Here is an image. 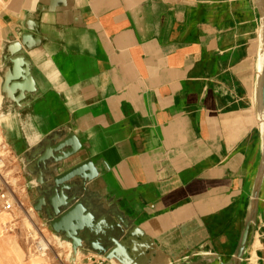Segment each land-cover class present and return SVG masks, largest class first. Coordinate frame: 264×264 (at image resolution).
I'll return each instance as SVG.
<instances>
[{
	"label": "crops",
	"instance_id": "0c3cea01",
	"mask_svg": "<svg viewBox=\"0 0 264 264\" xmlns=\"http://www.w3.org/2000/svg\"><path fill=\"white\" fill-rule=\"evenodd\" d=\"M263 52L256 0H0V134L20 204L0 206V264H57L33 260L23 215L38 238L78 236L73 264H264ZM68 135L70 156L43 158ZM84 162L92 178L55 187ZM54 192L86 221L54 231Z\"/></svg>",
	"mask_w": 264,
	"mask_h": 264
},
{
	"label": "water",
	"instance_id": "95a60500",
	"mask_svg": "<svg viewBox=\"0 0 264 264\" xmlns=\"http://www.w3.org/2000/svg\"><path fill=\"white\" fill-rule=\"evenodd\" d=\"M264 6V0H262ZM260 100H261V111L264 120V52L261 72V87H260ZM66 147H70L68 150H64ZM77 147V143L73 140L71 135L66 136L60 142L51 146L49 150L45 152L43 158H51L52 154H56L55 162L59 163L66 159L72 154V151ZM93 177V170L89 162L76 165L68 171L59 174L54 178V185L60 190H68L67 182L74 178L90 179ZM70 200L62 195L61 192H54L50 197V206L52 207L56 218L52 222L53 230L56 232L66 230L74 222L80 221L85 222L88 218L82 206L76 202L71 206ZM63 209V211H62ZM71 246L73 250H77L81 245V240L78 236H70Z\"/></svg>",
	"mask_w": 264,
	"mask_h": 264
},
{
	"label": "rangeland",
	"instance_id": "374dc122",
	"mask_svg": "<svg viewBox=\"0 0 264 264\" xmlns=\"http://www.w3.org/2000/svg\"><path fill=\"white\" fill-rule=\"evenodd\" d=\"M256 2H257V4H259V6L262 9V23L264 26V9H263V6L261 5L262 2H260V0H256ZM0 162L3 164V165L0 164V174H1V176L7 175V181H8L7 184H5L4 182H2L3 180L0 179V191H2V190L5 191L7 189L14 191L15 179L12 175V169L16 166V162L10 157V154L8 152L7 147L5 146L3 141L1 140V134H0ZM259 165H260L259 166L260 170L258 172V176H259L261 184H262L261 190L259 193V201H260V199H262L261 200L262 202L260 201L259 209L257 212V213H259L260 218H259V224H258L259 227H258L256 234L261 236V241H262V244L264 245V163H263V156H262V149L261 148L259 149ZM2 205L3 204L0 201L1 208H2ZM13 209H16V207H14ZM27 215L29 217V216H31V213L29 212ZM21 219H23L22 221H25L23 223L28 228L27 231L29 233V236H25V237L27 238L26 241L30 244L29 245L30 246L29 249L31 250L30 252L35 253V256L33 257V259L36 258L35 261L42 260V258L45 255L46 257L54 258L56 260L57 264H73V263H70L67 261L68 260L69 245L65 244V243H62L61 245L58 244L59 239H57L54 236H48V235H46V233H42V234L44 235L45 240L49 241L50 245L48 246V248L43 253L38 254L37 247L39 246V242H40L39 238H38L39 236H36V233L34 232L32 225H30V223L26 220L24 215ZM29 226H31V227H29ZM29 228H31V229H29ZM50 238H54V241H51ZM71 249H73V248H71ZM74 251L78 254V252H77L78 250H74ZM78 258H79V254H78ZM78 258L76 259L77 261H78ZM77 261L75 263H77Z\"/></svg>",
	"mask_w": 264,
	"mask_h": 264
},
{
	"label": "bare ground",
	"instance_id": "6f19581e",
	"mask_svg": "<svg viewBox=\"0 0 264 264\" xmlns=\"http://www.w3.org/2000/svg\"><path fill=\"white\" fill-rule=\"evenodd\" d=\"M262 1V0H261ZM262 58H263V55H262ZM262 70V69H261ZM260 106H261V100H260ZM0 164H2L1 162H0ZM3 165V164H2ZM2 167V166H1ZM4 170V169H3ZM0 179H2L3 181L2 182H4L5 184H7V175H2L1 176V174H0ZM3 183V184H4ZM2 184V183H1ZM26 214V213H25ZM22 217V216H21ZM29 218L30 219H32V214H31V216H29ZM34 219H35V217H34ZM13 220V219H12ZM23 220V219H22ZM33 220V219H32ZM31 220V221H32ZM23 222H25V221H23ZM27 223V222H26ZM28 225V224H27ZM31 225V224H30ZM29 227H31V226H29ZM27 228V227H26ZM28 229V228H27ZM29 229H31V228H29ZM39 251H38V254H41V253H43L47 248H48V246L50 245V243H49V241L48 240H45V238H39ZM62 243H64V242H62V241H59L58 240V244H62ZM66 244V243H65ZM69 245V252H68V262H70V263H75L77 260V258H78V254L73 250V249H71L72 247L70 246V244H68ZM37 254V255H38ZM36 258H34L33 260H35Z\"/></svg>",
	"mask_w": 264,
	"mask_h": 264
},
{
	"label": "built area",
	"instance_id": "2783aa9c",
	"mask_svg": "<svg viewBox=\"0 0 264 264\" xmlns=\"http://www.w3.org/2000/svg\"><path fill=\"white\" fill-rule=\"evenodd\" d=\"M0 201L2 202V209L5 211H10L13 207L15 206H20V204H18V202L16 201L15 197H14V193L12 190L7 189L5 191H0ZM37 247V246H36ZM38 251H39V246L37 247ZM91 259H87L86 263L84 264H88V262ZM100 264V263H99Z\"/></svg>",
	"mask_w": 264,
	"mask_h": 264
}]
</instances>
